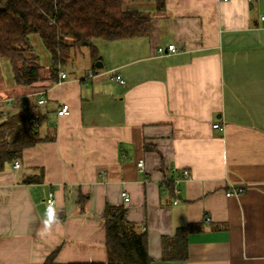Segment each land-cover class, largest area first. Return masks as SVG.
Masks as SVG:
<instances>
[{
  "label": "crops",
  "instance_id": "0c3cea01",
  "mask_svg": "<svg viewBox=\"0 0 264 264\" xmlns=\"http://www.w3.org/2000/svg\"><path fill=\"white\" fill-rule=\"evenodd\" d=\"M124 9L151 14L150 35L97 40L96 65L81 50L62 83L18 87L1 62L2 110L31 99L48 141L0 173V264H44L54 252L59 264L106 263L109 208L146 234L151 264H264V0H166L162 15L153 0H124ZM31 41L48 68L40 37ZM170 45L176 52L158 53ZM40 170L41 183H24ZM188 225L202 227L189 235V259L164 261L163 238Z\"/></svg>",
  "mask_w": 264,
  "mask_h": 264
},
{
  "label": "trees",
  "instance_id": "16d2710c",
  "mask_svg": "<svg viewBox=\"0 0 264 264\" xmlns=\"http://www.w3.org/2000/svg\"><path fill=\"white\" fill-rule=\"evenodd\" d=\"M136 1V0H133ZM156 15L166 12V0H153ZM154 17L146 12L126 11L124 0H0V85L4 80L1 62L8 61L15 85L32 88L48 81L58 83L60 73L70 68L82 49L90 50L94 65L100 60L96 40L119 42L148 37ZM38 35L51 56L44 68L31 37ZM47 72L45 76L44 72ZM16 108L3 111L0 105V173L23 158L26 149L48 141L39 128L46 121L36 104L16 100ZM43 172L28 177L25 184H39ZM108 261L98 264H151L146 234L126 220L124 209H107ZM200 225L178 228L163 238V260L189 259V235ZM44 264H59L56 252ZM96 264V263H94Z\"/></svg>",
  "mask_w": 264,
  "mask_h": 264
},
{
  "label": "built area",
  "instance_id": "2783aa9c",
  "mask_svg": "<svg viewBox=\"0 0 264 264\" xmlns=\"http://www.w3.org/2000/svg\"><path fill=\"white\" fill-rule=\"evenodd\" d=\"M263 19V21H264V17L262 18ZM167 52H176V47L174 46V45H170L167 49H165V48H159L158 49V53L159 54H165V53H167ZM97 76H96V74H94V73H89L88 75H87V79H89V80H92V79H94V78H96ZM67 78H68V75L65 73V72H61L60 73V75H59V81H58V83H62V82H64V81H66L67 80ZM109 79L111 80V81H114V82H118L120 85H122V86H124V85H126V82H125V80L116 72V71H111L110 73H109ZM40 105H42V104H44L45 103V99H44V96L43 95H41V99L39 100V102H38ZM70 113V108H69V106L67 105V104H62L61 106H60V108H59V110H58V116H66V115H68ZM215 128H220V126L219 125H215L214 126ZM138 167L139 168H141V169H144V161H140L139 162V164H138ZM14 168L15 169H20L21 168V163H20V161H16L15 163H14ZM182 175H183V178L184 179H186V180H189L190 179V173L188 172V171H184L183 173H182ZM243 191L242 190H233L232 192H230L229 194H227L228 196H232V195H239V194H241ZM122 197L125 199V202L126 203H128L129 201H130V198H129V196H128V194L127 193H123L122 194ZM178 203V201H175V204H177ZM46 207H47V209H49L50 207H51V209H53L54 208V206H55V196H54V194L51 192V193H49V195H48V198H47V200H46Z\"/></svg>",
  "mask_w": 264,
  "mask_h": 264
},
{
  "label": "clouds",
  "instance_id": "9594fccd",
  "mask_svg": "<svg viewBox=\"0 0 264 264\" xmlns=\"http://www.w3.org/2000/svg\"><path fill=\"white\" fill-rule=\"evenodd\" d=\"M47 217H48V219L44 221V224L46 227L50 228L51 225L55 222L54 221V213H53L51 207L48 209Z\"/></svg>",
  "mask_w": 264,
  "mask_h": 264
},
{
  "label": "rangeland",
  "instance_id": "374dc122",
  "mask_svg": "<svg viewBox=\"0 0 264 264\" xmlns=\"http://www.w3.org/2000/svg\"><path fill=\"white\" fill-rule=\"evenodd\" d=\"M97 42H99V41H95V43L97 44ZM35 48V47H34ZM82 52L86 55L87 54V52H88V49L87 48H84V49H82ZM78 58H77V64H79L80 65V63L82 64V62H83V55H82V53H79L78 54V56H77ZM4 90V89H3ZM9 94V93H8Z\"/></svg>",
  "mask_w": 264,
  "mask_h": 264
}]
</instances>
